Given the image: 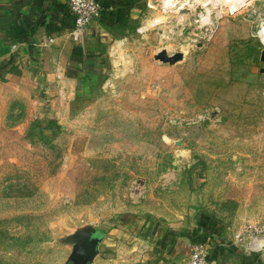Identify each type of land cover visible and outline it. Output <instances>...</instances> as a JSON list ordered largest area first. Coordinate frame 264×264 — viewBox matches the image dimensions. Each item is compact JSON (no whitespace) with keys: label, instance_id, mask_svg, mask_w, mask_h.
I'll return each mask as SVG.
<instances>
[{"label":"rangeland","instance_id":"1","mask_svg":"<svg viewBox=\"0 0 264 264\" xmlns=\"http://www.w3.org/2000/svg\"><path fill=\"white\" fill-rule=\"evenodd\" d=\"M125 1L90 55L0 82V264H73L88 228L89 264L264 241V0Z\"/></svg>","mask_w":264,"mask_h":264},{"label":"crops","instance_id":"2","mask_svg":"<svg viewBox=\"0 0 264 264\" xmlns=\"http://www.w3.org/2000/svg\"><path fill=\"white\" fill-rule=\"evenodd\" d=\"M98 1L102 10L95 25L104 30L119 18L110 9H116L118 14L126 1ZM72 21L67 0H0V82L25 79L30 70L40 72L42 65H61L90 55L91 52L87 54L85 47L77 45L71 37ZM95 25H89L81 38L94 34ZM50 38L53 42L48 41ZM97 43L91 50L97 48ZM210 245V257L219 264H264L263 253H258L262 248L247 252L238 245L231 246L232 249L215 243Z\"/></svg>","mask_w":264,"mask_h":264},{"label":"built area","instance_id":"3","mask_svg":"<svg viewBox=\"0 0 264 264\" xmlns=\"http://www.w3.org/2000/svg\"><path fill=\"white\" fill-rule=\"evenodd\" d=\"M67 7L72 16L71 37L76 40L91 23L101 16V4L98 0H67ZM49 42H53L50 38ZM211 245L205 240L195 241L191 244L189 252L190 264H219L211 259Z\"/></svg>","mask_w":264,"mask_h":264},{"label":"water","instance_id":"4","mask_svg":"<svg viewBox=\"0 0 264 264\" xmlns=\"http://www.w3.org/2000/svg\"><path fill=\"white\" fill-rule=\"evenodd\" d=\"M154 58L163 63L173 64L183 58V53L179 51L168 54L165 49H162L154 55ZM261 60H264V51L261 54ZM259 71L264 72V68H260ZM80 237L81 241L74 249L71 259L73 264H89L97 253V247L102 240L103 234L95 228H88L81 233Z\"/></svg>","mask_w":264,"mask_h":264},{"label":"bare ground","instance_id":"5","mask_svg":"<svg viewBox=\"0 0 264 264\" xmlns=\"http://www.w3.org/2000/svg\"><path fill=\"white\" fill-rule=\"evenodd\" d=\"M256 247L257 248H262V247H264V241H258L257 243H256Z\"/></svg>","mask_w":264,"mask_h":264}]
</instances>
